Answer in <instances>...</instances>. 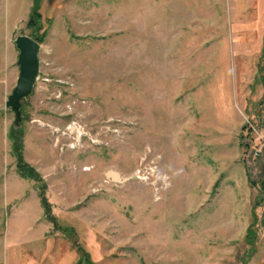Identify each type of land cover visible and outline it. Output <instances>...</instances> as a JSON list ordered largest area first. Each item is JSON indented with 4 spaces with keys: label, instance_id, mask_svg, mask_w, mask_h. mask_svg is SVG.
Wrapping results in <instances>:
<instances>
[{
    "label": "rangeland",
    "instance_id": "1",
    "mask_svg": "<svg viewBox=\"0 0 264 264\" xmlns=\"http://www.w3.org/2000/svg\"><path fill=\"white\" fill-rule=\"evenodd\" d=\"M223 1L0 0L5 262L31 239L35 186L51 221L40 264H264V59L256 72L233 50L249 27ZM20 35L41 48L15 109ZM13 135L41 180L20 171Z\"/></svg>",
    "mask_w": 264,
    "mask_h": 264
},
{
    "label": "crops",
    "instance_id": "2",
    "mask_svg": "<svg viewBox=\"0 0 264 264\" xmlns=\"http://www.w3.org/2000/svg\"><path fill=\"white\" fill-rule=\"evenodd\" d=\"M224 9L227 10V15L229 17L228 21L229 24L232 25V19H239L242 18L243 20V27L248 26L249 28H244L242 30L234 29L235 36L237 39H233V31L230 32L228 38L232 43L231 47L233 50L238 49L241 53L240 56L245 57L246 61L249 63H254V68H256V72H261V67H259V58L264 59V34H260V29L257 30V27H264V0H224ZM264 30V29H263ZM240 31V32H239ZM259 33V34H258ZM246 62V64H249ZM264 68V67H263ZM255 70V69H254ZM259 171L263 172L264 175V159L263 162H259ZM32 181V180H31ZM264 185V184H263ZM32 186V185H31ZM2 202H8L7 200H2ZM8 207V203H6ZM17 211V207L15 206L13 210H11L10 219L17 217L19 219L18 214L14 215ZM6 214H5V213ZM2 210L3 213L7 215L8 209ZM45 212V208L42 205L41 196L39 194L38 188L31 187V239L29 238L28 241L20 240L18 244L19 248L17 250L12 251V263L11 264H40L42 261H38V253L40 254L41 250L44 247H41L38 242L36 241L37 233H40V230L49 224L47 221L51 222L49 219L46 218L45 222L41 220L42 215ZM262 220H260L261 226V234H264V216L262 213ZM16 221V220H15ZM11 221H8L6 228L7 231V239L4 242L2 238V245L5 247L2 248L0 251L1 254V261H4V264H8L3 259L4 252L8 249L7 242L9 241V234H12L16 231L17 226H10ZM259 230V232L261 231ZM21 232V231H20ZM19 232V233H20ZM22 239V238H21ZM15 246L14 241H12V246ZM42 254V253H41ZM254 255V254H253ZM44 254L42 255V258ZM41 258V259H42ZM253 260H256L253 258ZM48 263L50 264V259H48ZM47 262V261H45ZM44 264H48L45 263Z\"/></svg>",
    "mask_w": 264,
    "mask_h": 264
},
{
    "label": "water",
    "instance_id": "3",
    "mask_svg": "<svg viewBox=\"0 0 264 264\" xmlns=\"http://www.w3.org/2000/svg\"><path fill=\"white\" fill-rule=\"evenodd\" d=\"M16 45L19 49V75L12 93L8 97V105L17 109L20 106V100L26 97L32 90L39 72V52L41 44L29 35H20L16 39ZM106 177L116 183H124L129 177H123L114 170L106 171Z\"/></svg>",
    "mask_w": 264,
    "mask_h": 264
},
{
    "label": "trees",
    "instance_id": "4",
    "mask_svg": "<svg viewBox=\"0 0 264 264\" xmlns=\"http://www.w3.org/2000/svg\"><path fill=\"white\" fill-rule=\"evenodd\" d=\"M13 140H14V152L15 155L17 157L18 160V167L20 169V171L22 172V174L26 177V178H32L34 180H41L40 179V175L39 173H37V171L30 166L23 158V143H22V137L21 135H13ZM40 196H41V200L43 203V206L46 210V212L49 213V202L47 200V197L45 195L44 192H39ZM50 218L52 219V215L50 216Z\"/></svg>",
    "mask_w": 264,
    "mask_h": 264
}]
</instances>
